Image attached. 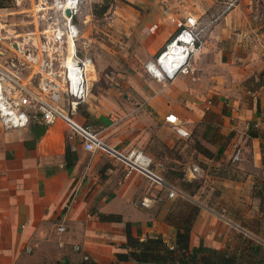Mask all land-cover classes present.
<instances>
[{"label":"crops","instance_id":"obj_1","mask_svg":"<svg viewBox=\"0 0 264 264\" xmlns=\"http://www.w3.org/2000/svg\"><path fill=\"white\" fill-rule=\"evenodd\" d=\"M238 9L245 12L246 21L235 20L229 25V45L235 62L240 61L244 78L252 77L256 82L264 72V0H241L229 13L230 21ZM159 24L145 23L141 29L149 33L151 27L150 34L154 35ZM175 24L169 23L165 33L152 37L157 51L174 32ZM202 65L203 59L196 57L193 73ZM243 97V101H234L232 110L225 115L220 103L205 108H211L223 120L220 134L227 131L233 135L228 150L234 151L229 160L233 162L237 149L241 155L247 149L250 160L241 172L242 178L209 176L207 186L216 192L212 202L202 201L207 198L203 195L213 193H201L204 188L192 198L201 209L191 228L189 246L201 244L241 255L248 264H264V83L247 88ZM197 109L187 117L173 114L186 128L204 119V109ZM166 115L161 118L164 120ZM35 126L45 128L44 132L37 136ZM66 146L70 149L69 164ZM121 179L117 170L107 168L97 157L90 159L79 140L69 138L61 123L45 127L34 122L28 128L9 131L0 125V253L8 255L11 264H83L86 260L95 264H136L118 262L115 257L126 253L121 248L125 243V223L134 224L132 234L142 240L158 236L173 245L175 228L164 217L168 208L164 203L172 199L153 186L154 192L145 195L156 196L157 202L149 209L142 208L140 200L137 205L132 201L139 191L133 179ZM258 181L262 183L256 191ZM74 188L77 192L70 202ZM100 216L120 217L122 223L103 221ZM59 226L64 227V233L58 232ZM255 247L259 252L253 250ZM20 255L25 256L18 259Z\"/></svg>","mask_w":264,"mask_h":264},{"label":"rangeland","instance_id":"obj_2","mask_svg":"<svg viewBox=\"0 0 264 264\" xmlns=\"http://www.w3.org/2000/svg\"><path fill=\"white\" fill-rule=\"evenodd\" d=\"M240 1H79L77 55L89 58L91 65L87 70V96L76 120L81 124L87 123L100 138L118 150L135 149L148 155L156 166L153 170L185 194L183 199L164 203L168 205L164 217L174 228L180 226V221L192 212L191 208L199 212L200 205L192 198L198 195L200 188H204L201 193L206 190L213 192L207 186L210 185V177L242 178L241 172L250 160L247 149L242 155L240 152V157L243 156L240 161L229 160L234 151V148L228 150L233 135L227 131L220 134L223 120L211 108L205 109L220 103L222 113L228 114L234 101L244 100L247 88L250 90L253 85H260L259 80L255 82L252 77L244 78L240 61L235 62L229 45V35H232L229 25L235 20L238 23L246 21L245 12L241 9H238L236 17L231 21L229 19V13ZM39 9L37 0H0V37H6L0 42V50H7L8 53L10 44L21 41L23 35L33 31L35 23L50 22V18L54 17L52 10L43 8L39 12ZM103 9L105 12H102ZM189 15L197 19L199 30L197 52L192 55V62L200 57L203 65L193 74L178 76L161 85L144 72V64L155 58L158 52L152 37L161 34V31L165 33L169 23H183ZM145 23H160L159 31L150 34V27L149 33H146L141 29ZM200 107L204 109V119L186 127L190 133L186 140L179 139L161 118L167 113L187 117V113L196 112ZM96 157L107 168L117 170L119 178L123 179L119 163L104 155ZM192 164L200 167L201 175L187 183L185 173ZM130 177L134 187L139 188L132 198L137 205L142 195L150 194L154 189L146 178L140 175ZM261 183L258 181L256 191H259ZM215 193L203 195L207 198L202 201L212 202ZM160 210L161 207L155 215ZM29 253L25 250V255ZM25 255H20L18 259ZM9 259L8 255L0 253V264H11Z\"/></svg>","mask_w":264,"mask_h":264},{"label":"built area","instance_id":"obj_3","mask_svg":"<svg viewBox=\"0 0 264 264\" xmlns=\"http://www.w3.org/2000/svg\"><path fill=\"white\" fill-rule=\"evenodd\" d=\"M80 0H37L39 12L52 10L50 22L35 23L34 30L10 44L9 52L0 50V125L3 130H19L31 123L51 127L64 125L69 138H77L90 159L104 155L119 163L125 177L137 174L146 178L152 186L165 192L168 199L185 198V194L164 180L154 169L153 160L143 152L132 149L121 151L107 144L91 126L76 120L79 108L87 96L86 68L91 65L87 57L77 55L79 39L77 16ZM70 13L69 16L65 12ZM77 19V18H76ZM153 29H150V32ZM6 37L1 36L0 42ZM199 30L197 19L186 17L183 23L174 25V32L165 41L155 58L144 64V72L157 83L165 85L178 76L193 74L192 55L197 52ZM164 121L179 139L186 140L190 133L182 121L168 113ZM240 158L237 149L232 156ZM158 166V165H157ZM201 175L198 165L192 164L185 173L190 182ZM72 200L75 196L73 189ZM157 202L156 196L145 195L139 205L149 209ZM58 232L64 233L63 226ZM170 250L172 245L167 243ZM75 251L77 247H73ZM29 252V249H26ZM61 264V263H58Z\"/></svg>","mask_w":264,"mask_h":264},{"label":"trees","instance_id":"obj_4","mask_svg":"<svg viewBox=\"0 0 264 264\" xmlns=\"http://www.w3.org/2000/svg\"><path fill=\"white\" fill-rule=\"evenodd\" d=\"M102 12H105V9ZM258 80L260 85L264 83V72L260 74ZM85 124L88 125L87 123ZM69 153L70 149L66 146L65 158L68 164L71 162ZM201 155L205 156L203 153ZM166 175L168 174L166 173ZM191 182L187 181V183ZM191 210L192 212L180 221V226H175L176 232L172 250L158 236L146 237L143 240L138 236H134L131 223H125V243L121 245V248L125 249L126 253L116 254V260L118 262H134L136 264H248L243 256L228 251L205 248L201 244L198 247L190 248V232L198 213L196 208H191ZM100 218L107 222L122 223L121 218L116 216H100ZM253 250L259 252L258 247L253 248ZM83 264L95 263L91 260H86Z\"/></svg>","mask_w":264,"mask_h":264},{"label":"water","instance_id":"obj_5","mask_svg":"<svg viewBox=\"0 0 264 264\" xmlns=\"http://www.w3.org/2000/svg\"><path fill=\"white\" fill-rule=\"evenodd\" d=\"M65 15H66V16H69L70 13H69L68 11H66V12H65ZM72 21L76 23V22H77L76 17H73V18H72ZM44 130H45V128H43V127H41V126H35V127L33 128V131L35 132V134H36L37 136H39L40 133L44 132Z\"/></svg>","mask_w":264,"mask_h":264},{"label":"bare ground","instance_id":"obj_6","mask_svg":"<svg viewBox=\"0 0 264 264\" xmlns=\"http://www.w3.org/2000/svg\"><path fill=\"white\" fill-rule=\"evenodd\" d=\"M90 67V65L89 66H87V68H86V83H87V70H88V68ZM88 87V86H87Z\"/></svg>","mask_w":264,"mask_h":264}]
</instances>
